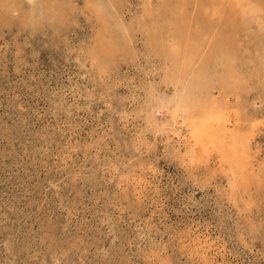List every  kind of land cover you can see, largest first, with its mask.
Masks as SVG:
<instances>
[{"label":"rangeland","instance_id":"1","mask_svg":"<svg viewBox=\"0 0 264 264\" xmlns=\"http://www.w3.org/2000/svg\"><path fill=\"white\" fill-rule=\"evenodd\" d=\"M55 2L62 24L0 18V264H264V90L242 127L259 183L235 197L217 164L158 132L168 107L143 88L171 89L145 36L99 73L95 14ZM115 4L133 21L159 0Z\"/></svg>","mask_w":264,"mask_h":264},{"label":"bare ground","instance_id":"2","mask_svg":"<svg viewBox=\"0 0 264 264\" xmlns=\"http://www.w3.org/2000/svg\"><path fill=\"white\" fill-rule=\"evenodd\" d=\"M28 2L25 9L23 0H0V18L18 13L30 26L45 18L63 21L65 4ZM115 3L86 0L100 27L89 51L93 66L101 73L115 64L117 54L136 56L135 32H141L145 47L162 60V82L171 89L167 94L143 86L148 104L168 107L158 132L180 137L190 163L217 164L235 197L258 185L254 131L242 127L251 120L248 95L264 90V0H159L133 21Z\"/></svg>","mask_w":264,"mask_h":264}]
</instances>
